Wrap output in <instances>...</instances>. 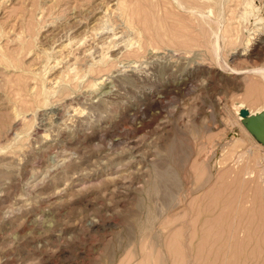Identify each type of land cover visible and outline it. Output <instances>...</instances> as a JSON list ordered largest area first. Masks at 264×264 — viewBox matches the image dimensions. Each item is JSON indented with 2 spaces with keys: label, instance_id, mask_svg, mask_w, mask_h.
I'll return each instance as SVG.
<instances>
[{
  "label": "rangeland",
  "instance_id": "obj_1",
  "mask_svg": "<svg viewBox=\"0 0 264 264\" xmlns=\"http://www.w3.org/2000/svg\"><path fill=\"white\" fill-rule=\"evenodd\" d=\"M118 1L0 0V264H264V143L239 114L264 111V30L245 41V0ZM69 38L78 77L35 96Z\"/></svg>",
  "mask_w": 264,
  "mask_h": 264
},
{
  "label": "bare ground",
  "instance_id": "obj_2",
  "mask_svg": "<svg viewBox=\"0 0 264 264\" xmlns=\"http://www.w3.org/2000/svg\"><path fill=\"white\" fill-rule=\"evenodd\" d=\"M217 1L218 0H216L215 3H217ZM221 2H222V0H221ZM251 2H252L251 0H245V11L241 15V17H243L242 20H245L246 18H248V19H250L249 20L250 21V26L251 25L254 26V27L253 26H251V27L250 26L249 27H245V29H243V31H244V35L243 36H244V39H245V41L247 43H249L251 41L252 34H254V33L257 34L255 32V31H257V29H258V31H260V30L263 31L264 30V13H263V6L264 5H263V3L261 5V2H263V0L260 2V5L258 3V5L254 6L252 9L250 8V10H248L247 7L251 5ZM116 6L117 7L115 8V10L117 11V9H118V11H120V16H121V14L124 15V17L122 16L123 19L125 18V16H128L129 13H128L127 8H126L127 6H126V4H124V1L123 0H121V1L119 0ZM109 9H110L109 6H107V7L104 6V5H103V7L100 6V9L98 10V13L95 16L93 15L94 18H93V21L91 20L92 21L91 25L89 27L87 26V28H86L87 29V33H86L85 29H84V31L86 33V34L84 33L86 35V37L83 36L84 37L83 38L84 41L89 36L91 37V35H95L97 37V36L101 35V33H103V24L106 22L105 17H106V14H107V12H108ZM79 21H80V19H79ZM235 21L238 22V24L234 25L235 23H233V22H235ZM235 21H230V23H228V25L226 26V28H224V30H223V32L221 34L223 37H224V33H226L229 30V31H231L230 34L232 35L233 39L234 40H238V37H239L238 36V33H239V30H240V26L242 24L240 25V20H238V19L235 20ZM242 22L244 23V21H242ZM243 31H242V33H243ZM226 34H228V32ZM103 35L104 34H102V37H103ZM102 37H100V38H102ZM108 37H109V35L106 37V39L103 38L101 40L102 46L104 44H106V43L107 44H110L111 39L108 41V39H107ZM225 38H226V36H225ZM81 40H82V38H81ZM134 43H135V41L133 43H131V45L133 46ZM70 44L72 45V40L69 38V39H66L65 41L64 40L61 41L58 46H56L55 48L52 49L51 53L53 55V60H52V62L48 63L47 68L45 69L44 73H42V76H41V81H42V84L41 85H42V87H41V90L39 92L38 91L35 92V96H38L39 95V97H40L41 94L42 95L44 94L43 96H44V100H45L46 99L45 96L48 95V94H51L56 89V87L58 86V84H60L62 81H64L66 79V72L67 71L74 72L73 76L75 75L74 77H78L77 76L78 75V71H77L76 62H75L76 60L72 56V53H71L72 51H71ZM89 50H88V52H89ZM0 53H1V57L6 61L7 64H9V63L12 64V62L6 57V55L3 52H0ZM240 54H244V53H240ZM152 55L153 56L156 55L155 51L152 52ZM73 60H75V61H73ZM60 63H62V64L64 63V64L61 65V66H58ZM133 67H135V65H133L132 63L131 64H128L126 66V68L124 67L125 68L124 71L125 70H130L131 71L133 69ZM117 71H120V69H118ZM262 76H264V73L262 74ZM103 82H104V78H101L99 80L97 79L94 82L95 87H96V85L103 84ZM30 89H29V91H30ZM72 99H70L69 101H72ZM39 103H41V101ZM43 104H45V103H43ZM69 104H71V103H69ZM16 113H17V115H20L18 112H16ZM71 113H72V116H74V117H76V115H78V114L80 115V113H81L80 107L72 106L71 107ZM253 114L254 113H250L249 112V116L250 117L247 116L248 119L246 121H244V126L247 129L246 130L244 128L245 129V132H247V134L250 136V138L255 137L257 140H259L262 143H264V111H262L260 113H257L255 115H253ZM251 135H253V137ZM142 225H143V223H142ZM144 227H146V226H144Z\"/></svg>",
  "mask_w": 264,
  "mask_h": 264
},
{
  "label": "water",
  "instance_id": "obj_3",
  "mask_svg": "<svg viewBox=\"0 0 264 264\" xmlns=\"http://www.w3.org/2000/svg\"><path fill=\"white\" fill-rule=\"evenodd\" d=\"M240 116L247 117L249 115V110L246 108H242L239 112Z\"/></svg>",
  "mask_w": 264,
  "mask_h": 264
}]
</instances>
